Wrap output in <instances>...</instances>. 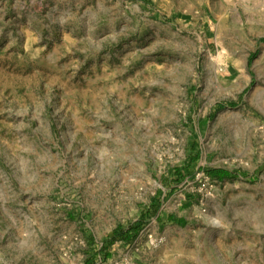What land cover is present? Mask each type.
I'll return each instance as SVG.
<instances>
[{
    "label": "rangeland",
    "instance_id": "374dc122",
    "mask_svg": "<svg viewBox=\"0 0 264 264\" xmlns=\"http://www.w3.org/2000/svg\"><path fill=\"white\" fill-rule=\"evenodd\" d=\"M90 259L264 264V0H0V264Z\"/></svg>",
    "mask_w": 264,
    "mask_h": 264
},
{
    "label": "trees",
    "instance_id": "16d2710c",
    "mask_svg": "<svg viewBox=\"0 0 264 264\" xmlns=\"http://www.w3.org/2000/svg\"><path fill=\"white\" fill-rule=\"evenodd\" d=\"M207 174H208L211 178H216V179H218V180H223V179L226 178L227 175H228L227 171H225V170H221V169H213V170H209V171L207 172ZM127 236H128V232H127ZM103 252H104V254H103V259L107 260V259L110 257V255H109L108 252L105 251V249H104ZM86 264H95V262H94L92 259H90V260L87 261Z\"/></svg>",
    "mask_w": 264,
    "mask_h": 264
},
{
    "label": "built area",
    "instance_id": "2783aa9c",
    "mask_svg": "<svg viewBox=\"0 0 264 264\" xmlns=\"http://www.w3.org/2000/svg\"><path fill=\"white\" fill-rule=\"evenodd\" d=\"M198 177H200V175H198Z\"/></svg>",
    "mask_w": 264,
    "mask_h": 264
}]
</instances>
